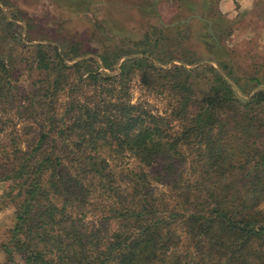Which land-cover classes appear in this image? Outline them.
<instances>
[{
	"label": "trees",
	"instance_id": "obj_1",
	"mask_svg": "<svg viewBox=\"0 0 264 264\" xmlns=\"http://www.w3.org/2000/svg\"><path fill=\"white\" fill-rule=\"evenodd\" d=\"M222 1L139 0L141 38L82 41L0 0V264H264V59L236 62Z\"/></svg>",
	"mask_w": 264,
	"mask_h": 264
},
{
	"label": "rangeland",
	"instance_id": "obj_2",
	"mask_svg": "<svg viewBox=\"0 0 264 264\" xmlns=\"http://www.w3.org/2000/svg\"><path fill=\"white\" fill-rule=\"evenodd\" d=\"M138 3L139 0H99L91 4L94 11L78 14L88 3L75 0H19L20 8L28 14L36 24L37 31L45 37L57 36L59 32L75 36L82 41L88 40L91 36L93 23L102 20L111 23L114 30L122 31L124 37L141 38L142 19L135 8ZM71 6H75L76 9ZM220 10L234 23L235 32L227 45L233 50L236 62L241 66L248 65L251 60L262 62L264 59V0H223ZM164 13H169V10L166 9ZM151 22L156 23V20L152 19ZM193 29H198L196 24L193 25ZM103 34L106 33L100 30L95 33L96 36ZM192 46L193 49L198 47L195 42ZM102 51L101 46L92 45L91 52ZM132 86V99L135 103L148 102L156 113L166 109L168 103L161 101L157 96L148 95L137 79ZM14 221L12 208L0 211V242L6 240ZM5 260V254L0 252V263Z\"/></svg>",
	"mask_w": 264,
	"mask_h": 264
}]
</instances>
